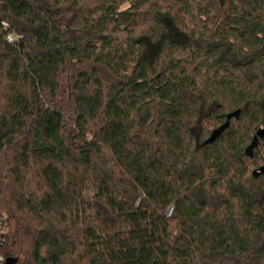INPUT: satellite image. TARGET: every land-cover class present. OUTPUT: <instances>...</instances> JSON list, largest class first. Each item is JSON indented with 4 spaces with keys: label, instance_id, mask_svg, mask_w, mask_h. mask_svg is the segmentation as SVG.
<instances>
[{
    "label": "trees",
    "instance_id": "16d2710c",
    "mask_svg": "<svg viewBox=\"0 0 264 264\" xmlns=\"http://www.w3.org/2000/svg\"><path fill=\"white\" fill-rule=\"evenodd\" d=\"M263 127L264 0H0L15 264H264Z\"/></svg>",
    "mask_w": 264,
    "mask_h": 264
},
{
    "label": "built area",
    "instance_id": "2783aa9c",
    "mask_svg": "<svg viewBox=\"0 0 264 264\" xmlns=\"http://www.w3.org/2000/svg\"><path fill=\"white\" fill-rule=\"evenodd\" d=\"M1 26L5 33L4 39L10 45H18L23 39L22 35L12 30L7 22H2ZM172 209L169 210L171 214ZM8 231V219L7 216L0 214V264H7V258L4 253V247L6 243V234Z\"/></svg>",
    "mask_w": 264,
    "mask_h": 264
},
{
    "label": "water",
    "instance_id": "95a60500",
    "mask_svg": "<svg viewBox=\"0 0 264 264\" xmlns=\"http://www.w3.org/2000/svg\"><path fill=\"white\" fill-rule=\"evenodd\" d=\"M239 116H240V110H237V111L229 114L226 118V124L221 128L220 131H223L224 129H226L229 126L231 119H233V118L237 119V118H239ZM260 138H264V127L256 133L251 144L246 148V150H245L246 156H248V157L253 156L254 149L258 146V142H259ZM258 174H264V166L261 167L257 173H255L256 176ZM16 261H17L16 259L8 258L6 263L7 264H15Z\"/></svg>",
    "mask_w": 264,
    "mask_h": 264
}]
</instances>
